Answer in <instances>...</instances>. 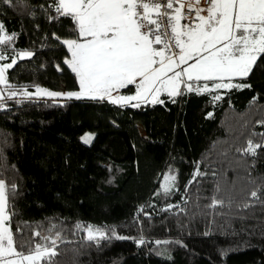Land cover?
<instances>
[{"label": "trees", "instance_id": "1", "mask_svg": "<svg viewBox=\"0 0 264 264\" xmlns=\"http://www.w3.org/2000/svg\"><path fill=\"white\" fill-rule=\"evenodd\" d=\"M53 3L27 0L26 6H10L0 0V36L16 34L4 63L17 60L8 71L17 88L79 90L64 64L66 47L53 38V33L70 38L72 22L50 21L56 15L49 7ZM14 50L33 56L21 60ZM261 61L264 57L249 77L235 80L250 88L217 91L219 101L212 99L216 91L188 93L175 103L165 95L164 104L139 108L107 100H8L0 109V178L17 186L13 230L19 221L62 225L66 242H58V264H138L141 256L142 264H264V205L243 207L264 182V149H257L256 157L238 151L249 139L264 140ZM89 133L94 140L86 145L81 138ZM197 164L206 175L186 189ZM165 174L177 176L167 197L159 190ZM214 194L225 200L224 207H206ZM168 205L179 207L165 210ZM78 222L114 227L128 239L89 242L85 232L75 231ZM141 238L146 243L138 244Z\"/></svg>", "mask_w": 264, "mask_h": 264}, {"label": "snow or ice", "instance_id": "2", "mask_svg": "<svg viewBox=\"0 0 264 264\" xmlns=\"http://www.w3.org/2000/svg\"><path fill=\"white\" fill-rule=\"evenodd\" d=\"M3 3L26 6L27 0H3ZM40 7L47 11L43 5ZM49 7L56 13L48 17L50 21L64 17L72 22L70 38L55 33L53 38L70 54L64 64L78 79L79 90L62 93L33 85V93L27 90L28 86L17 88L8 77V71L17 63L12 58L0 64V109L8 100L19 104L36 98L60 97L107 100L113 105L139 108L143 103L164 104L160 99L163 94L175 103L176 97L192 92L200 95L219 89L250 88V84L233 81L249 77L258 60L264 57V0H208L206 7L201 0H54ZM3 32L4 25L0 23V33ZM15 37V33L0 36V61L9 59L6 46ZM14 54L21 60L33 56L31 51L14 50ZM199 81L205 83H194ZM208 82H212L211 87ZM129 86L134 87V94H121ZM18 94L23 100L17 98ZM212 99L219 101L222 96L217 92ZM93 139L92 134L82 137L85 144H91ZM257 149H264V140L254 143L249 139L247 146L238 151L256 157ZM205 175L197 164L193 180L185 188L197 176ZM176 184V175H165L162 194L170 195ZM220 191L217 183L215 193ZM216 194L206 207L225 206V200L217 199ZM261 194L264 182L249 193L253 202H246L243 207L264 205ZM16 195L17 186L0 178V264H58L59 243L66 242L62 235L65 229L51 221L46 228L42 223L19 221L14 231L13 217L17 213L11 200ZM227 206L231 207V200ZM173 207L179 205H168L165 210ZM140 211L144 212L143 206ZM74 229L85 232L86 240L96 244L112 238L128 239L118 236L114 227L105 229L78 222ZM144 243L143 238L138 241Z\"/></svg>", "mask_w": 264, "mask_h": 264}, {"label": "rangeland", "instance_id": "3", "mask_svg": "<svg viewBox=\"0 0 264 264\" xmlns=\"http://www.w3.org/2000/svg\"><path fill=\"white\" fill-rule=\"evenodd\" d=\"M192 61H189V63H191ZM2 63H4V61H0V64H2ZM236 79H239V78H236ZM235 79V80H236ZM233 81V83H236V81ZM201 84L200 85H203V83H205L204 81H199ZM209 84V83H208ZM212 86V83L211 84H209V87H211ZM183 87V86H182ZM129 89V88H128ZM234 89V88H233ZM217 91H228L227 89H219V90H216V92ZM215 92V91H214ZM62 93H64V92H62ZM65 93H67L66 91H65ZM125 95H131V90H127L125 93H124ZM60 98H62V97H60ZM73 100H75L74 98H73ZM82 101H84V100H90V99H81ZM140 131H141V134H142V136L143 137H145V133H144V131L142 130V128L140 127ZM89 134H91V133H89ZM93 135V134H92ZM94 136V135H93ZM94 140V139H93ZM93 140H92V142H93ZM81 142L82 143H84L83 142V140H82V138H81ZM91 142V143H92ZM85 144V143H84ZM86 145H90V144H86ZM165 175H167V174H165ZM165 175H163L162 177H161V179H160V181H159V190H160V192H161V189H162V184H163V177L165 176ZM175 189V188H174ZM173 189V190H174ZM172 190V191H173ZM137 262H138V264H142L143 263V256H141L138 260H137Z\"/></svg>", "mask_w": 264, "mask_h": 264}, {"label": "crops", "instance_id": "4", "mask_svg": "<svg viewBox=\"0 0 264 264\" xmlns=\"http://www.w3.org/2000/svg\"><path fill=\"white\" fill-rule=\"evenodd\" d=\"M70 55V54H69ZM67 66V65H66ZM129 88H131V89H134V88H132V86H129ZM127 91V89H123V90H121V94H123V95H125L124 93ZM134 91H135V89L134 90H131V94H134ZM61 92H64L65 93V91H61ZM115 94V93H114ZM165 95H161V97H160V99L161 98H163ZM44 99H63V100H66V98H44ZM68 100V99H67ZM71 100H73V99H71ZM76 100V99H75ZM81 101V100H80ZM143 104H146V103H143Z\"/></svg>", "mask_w": 264, "mask_h": 264}, {"label": "built area", "instance_id": "5", "mask_svg": "<svg viewBox=\"0 0 264 264\" xmlns=\"http://www.w3.org/2000/svg\"><path fill=\"white\" fill-rule=\"evenodd\" d=\"M201 3H202V6H207V4H208V0H201Z\"/></svg>", "mask_w": 264, "mask_h": 264}]
</instances>
